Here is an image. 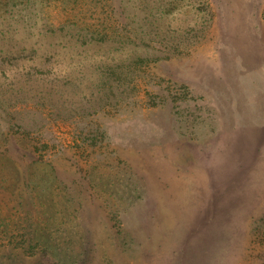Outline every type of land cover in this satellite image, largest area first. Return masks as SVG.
<instances>
[{"label":"rangeland","instance_id":"rangeland-1","mask_svg":"<svg viewBox=\"0 0 264 264\" xmlns=\"http://www.w3.org/2000/svg\"><path fill=\"white\" fill-rule=\"evenodd\" d=\"M0 264H264V0H0Z\"/></svg>","mask_w":264,"mask_h":264}]
</instances>
